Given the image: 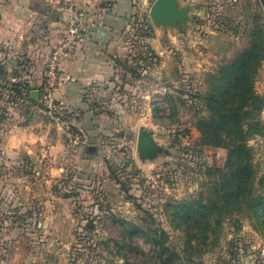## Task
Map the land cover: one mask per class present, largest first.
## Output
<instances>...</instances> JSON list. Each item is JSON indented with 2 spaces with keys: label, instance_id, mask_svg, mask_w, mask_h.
I'll list each match as a JSON object with an SVG mask.
<instances>
[{
  "label": "rangeland",
  "instance_id": "1",
  "mask_svg": "<svg viewBox=\"0 0 264 264\" xmlns=\"http://www.w3.org/2000/svg\"><path fill=\"white\" fill-rule=\"evenodd\" d=\"M204 1L168 29L152 21V2L139 5L113 81L77 101L41 100L45 67L36 86L0 75V264H264V4ZM57 7L24 45L46 38ZM218 104L231 149L214 145ZM246 110L256 118L239 126L258 122L250 155L231 135ZM140 128L164 148L153 159L139 156Z\"/></svg>",
  "mask_w": 264,
  "mask_h": 264
},
{
  "label": "crops",
  "instance_id": "2",
  "mask_svg": "<svg viewBox=\"0 0 264 264\" xmlns=\"http://www.w3.org/2000/svg\"><path fill=\"white\" fill-rule=\"evenodd\" d=\"M150 2L153 3L154 0H71L72 4L86 9L92 24L76 52L62 63V79L55 91L57 99L77 101L89 86L108 85L113 81L115 57L117 53L121 54V50L117 48L119 39L128 32L139 5ZM178 2L181 6L189 5L188 2L183 3V0ZM58 4L60 7L54 13L55 21L49 22L46 38L35 37L36 39L28 40V44L24 45V31L28 27L30 31L33 30L36 21L40 17H47L51 6ZM191 5L195 7L192 12L197 14L198 9L201 12L202 5L205 8L208 3L204 0H191ZM61 13L65 21L71 13L63 0H0V75L7 69L14 71L13 76L20 84H40L50 50L65 30V25L62 30L61 26L59 29L57 27L61 24L58 20ZM61 31L63 33L60 35ZM24 56L28 59L25 69L19 62ZM30 91L35 92L32 89ZM11 145L20 147L23 144L7 142L3 147L9 149Z\"/></svg>",
  "mask_w": 264,
  "mask_h": 264
},
{
  "label": "built area",
  "instance_id": "3",
  "mask_svg": "<svg viewBox=\"0 0 264 264\" xmlns=\"http://www.w3.org/2000/svg\"><path fill=\"white\" fill-rule=\"evenodd\" d=\"M63 2L68 4L71 13L66 18L63 36L54 45L47 58L40 88L41 100L52 108L58 107L55 91L61 83L62 63L76 52L80 42L89 33L92 24L83 6L77 7L71 3V0H63Z\"/></svg>",
  "mask_w": 264,
  "mask_h": 264
},
{
  "label": "water",
  "instance_id": "4",
  "mask_svg": "<svg viewBox=\"0 0 264 264\" xmlns=\"http://www.w3.org/2000/svg\"><path fill=\"white\" fill-rule=\"evenodd\" d=\"M192 5L181 6L178 0H154L150 7V16L157 25L165 29L180 27L191 19ZM35 96V93H32ZM138 151L142 160L153 159L163 152L164 148L154 138L147 128H140L138 132Z\"/></svg>",
  "mask_w": 264,
  "mask_h": 264
},
{
  "label": "trees",
  "instance_id": "5",
  "mask_svg": "<svg viewBox=\"0 0 264 264\" xmlns=\"http://www.w3.org/2000/svg\"><path fill=\"white\" fill-rule=\"evenodd\" d=\"M263 4H264V0H263ZM251 99H253L256 103L254 104L253 107V111L258 112L262 109V103L263 100L258 97L257 95H253L251 97ZM247 100V99H245ZM221 104H218L216 107L218 108L219 112H217L216 114V119L213 120V122H216L217 125L220 126V130L218 132V134L216 135V140L214 142V145L219 146V147H223V148H229L231 149V145L229 143L225 142V138H224V129L221 128L222 125H226V120L229 119L227 116V112L223 111V106H220ZM250 110H246L241 114H235L234 116L231 117V121L233 122V125L236 124L237 127H235L233 129L232 132V137H233V141H232V145L235 147V149L237 151L239 150H244L245 152H247L248 155H250L251 152V148L250 146L247 144V139L249 138V136L253 133L258 132V129L254 126V124L258 123L257 121H250L247 124V128L244 131L243 128H241L239 125L241 124L242 121H244L245 116H250L252 118H256V114ZM215 118V117H213ZM199 127H200V131L202 133V135L204 137H206V141L208 143L211 142L210 140V125L206 124V122L204 121H200L198 122ZM242 138V139H241ZM237 191H234V195H236ZM162 248V246H161ZM175 259L176 257H171L170 260H172L171 262H168V259H165V261L159 262L158 264H175Z\"/></svg>",
  "mask_w": 264,
  "mask_h": 264
}]
</instances>
